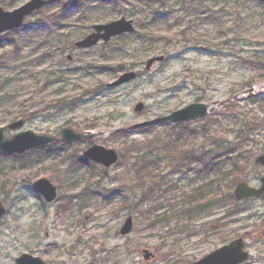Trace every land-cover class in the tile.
Segmentation results:
<instances>
[{"label":"rangeland","instance_id":"1","mask_svg":"<svg viewBox=\"0 0 264 264\" xmlns=\"http://www.w3.org/2000/svg\"><path fill=\"white\" fill-rule=\"evenodd\" d=\"M27 1L0 6L12 10ZM63 1L0 37V127L24 118V131L59 136L71 127L92 137L60 149L0 154V198L8 207L0 223L1 264L22 253L51 264H190L236 237L250 253L243 264H264V200H237L232 188L234 175L256 187L264 175L255 162L264 152V2L87 1L63 14ZM121 17L134 20V32L86 49L75 45L94 25ZM159 55L164 60L147 69ZM127 71L136 78L110 85ZM201 101L212 109L207 117L185 125L163 119ZM140 102L143 109L135 111ZM245 117L256 129L240 141ZM94 144L117 151V163L104 167L86 158ZM230 144L238 166L227 161L216 177L191 183L203 165L184 163L186 150ZM150 147L153 154L138 160ZM41 177L57 186L56 201L34 190ZM199 186L205 196L232 192L233 199L170 225L153 222L154 205L159 212L186 207ZM129 216L133 230L121 235Z\"/></svg>","mask_w":264,"mask_h":264},{"label":"water","instance_id":"2","mask_svg":"<svg viewBox=\"0 0 264 264\" xmlns=\"http://www.w3.org/2000/svg\"><path fill=\"white\" fill-rule=\"evenodd\" d=\"M264 2V0H259ZM46 0H29L22 5L7 10L0 6V36L2 33L20 28L24 25L27 17L46 5ZM135 31L133 19L121 17L120 19L96 24L93 31L83 39L75 42L78 48H90L100 41L109 42L113 37ZM164 56L159 55L147 61V69H150L155 62L164 60ZM135 71L122 73L119 78L113 81L111 86H118L132 81L136 78ZM144 107L142 102L135 106V111H140ZM212 109L206 103H190L183 108L171 112L163 117L165 120L174 122H189L206 117ZM26 120L24 118L12 121L0 127V154L23 155L29 151L46 147L50 144L58 143L60 140L73 142L85 136L84 133L76 132L72 128H63L61 137L50 133H36L32 130H21ZM10 131L13 133L11 134ZM84 156L90 160L110 167L117 163L119 154L111 148L102 145H92L84 151ZM255 162L264 167V153L256 156ZM260 186L256 187L247 181L239 182L234 189V196L237 200H244L251 197H262L264 200V175L261 177ZM34 190L48 202H54L58 196V188L49 179L41 177L33 183ZM8 211L7 206L0 198V222ZM133 217L129 216L120 229L122 235H127L133 230ZM145 259L150 258V252L145 250ZM250 253L245 249L243 237H237L229 243L224 244L213 251L207 253L200 259L190 264H243L249 259ZM1 264V261H0ZM14 264H50L39 256L30 253H22L15 258Z\"/></svg>","mask_w":264,"mask_h":264},{"label":"trees","instance_id":"3","mask_svg":"<svg viewBox=\"0 0 264 264\" xmlns=\"http://www.w3.org/2000/svg\"><path fill=\"white\" fill-rule=\"evenodd\" d=\"M87 1L118 2V1H122V0H73L70 3L63 1L61 11L63 14H65L67 12V9H70L72 7H75V6H81L84 3H86ZM144 1L149 2V3H153L154 5L155 4H158V5L163 4L164 5V3L168 0H144ZM52 2H53V0H47L46 6L42 10L37 11L35 13V15L39 14V13L43 14V12L48 8V6ZM157 14L158 13H156V16H157ZM156 18L157 17H155V19ZM40 20H42V19H40ZM40 20H39V23L43 21V20L42 21H40ZM13 32H15V31H11L10 33H13ZM185 33H186V30H182L181 34L184 35ZM120 66L122 67V65H120ZM260 100L262 101V103L264 105V98H262ZM23 115H26V114L24 113ZM247 119H248V117L244 118L245 124L243 125L242 130H240L239 134H238L240 141H241V139H242V141H244L245 138L248 137L247 133L249 131L256 129L255 124L250 125V122L247 123ZM263 119H262V121H263ZM182 125H185V124L182 123ZM262 129L264 130V128H262ZM149 141L150 140H148L147 142H149ZM137 143H138V145L140 144L139 142H132V145H135ZM51 146H53L54 148L60 149L59 146H61V148H65V146H67V144L60 143V144H54ZM129 146H130V144H129ZM137 146H135V148H137ZM147 147H149V146H147ZM187 148L188 147H185V149H187ZM41 149H43V148L37 149L36 151L39 152V151H41ZM149 149H150V151H143L144 150L143 149L140 153H138L137 159L143 160V159H146V156L148 157V156H150L151 153L153 154L152 148L150 147ZM222 149L223 150H220L219 148H214V149L209 148L208 150L202 149V151H201V150H198L196 148L195 149H193V148L189 149L188 148L186 150L187 152L184 153V157H183L184 163H186V162H188V160H190V162H188L190 164L195 163L197 165H201V164L203 165L199 168L198 171H196V173H195L196 175L194 176V178H192L191 183L197 182L201 176L202 177L203 176L208 177L209 175L212 176L214 174V176H212V178L216 177L218 175V173L222 172V169L227 166L226 165L227 161L231 160L235 163L236 166H238L237 156H230V154H229V151H232V149H234V146H232V144H230V145L225 146ZM224 149H226V150L224 151ZM145 150H147V149H145ZM121 152L123 153V158H124L125 154L123 152V149H121ZM192 169L193 168H191V170ZM228 173H231V172H228ZM240 179H241V176L238 177V176L234 175V179H233L234 185L232 186V188H234L236 186V184L240 181ZM157 182H155V183H157ZM155 183L152 182L151 188H153L156 185ZM204 186H208V184L204 185ZM172 187L176 188L177 184H171L170 188H172ZM199 187L193 188L191 198H189V199H187L186 197L184 198V199H187L185 204H188V205L186 207L181 206V207L176 209V207H174V206H171V207L169 206L163 212H159V210L162 209V206L154 205L149 210V214L151 215V219L153 220V222L154 223H163L164 225H170L172 221L177 220V218H180L181 216L187 215L191 211L201 210V209L209 210V209L215 207L219 203L224 204L226 201H230L233 199L232 192H229L227 194H223L221 196L217 195L213 198H211V196H209V195L205 196V194H202V186L200 188ZM67 204H68V202H67ZM65 206H66V204H62L60 206L59 210L62 209L61 211H64L63 208H65ZM192 213H194V212H192ZM192 213H190V215ZM224 218H226V216L221 218V219H224Z\"/></svg>","mask_w":264,"mask_h":264},{"label":"bare ground","instance_id":"4","mask_svg":"<svg viewBox=\"0 0 264 264\" xmlns=\"http://www.w3.org/2000/svg\"><path fill=\"white\" fill-rule=\"evenodd\" d=\"M116 164V163H115Z\"/></svg>","mask_w":264,"mask_h":264},{"label":"flooded vegetation","instance_id":"5","mask_svg":"<svg viewBox=\"0 0 264 264\" xmlns=\"http://www.w3.org/2000/svg\"><path fill=\"white\" fill-rule=\"evenodd\" d=\"M261 181V180H260Z\"/></svg>","mask_w":264,"mask_h":264}]
</instances>
